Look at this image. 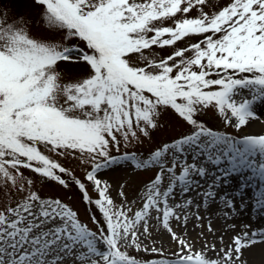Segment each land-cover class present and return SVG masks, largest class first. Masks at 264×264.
Wrapping results in <instances>:
<instances>
[{
	"label": "snow or ice",
	"instance_id": "1",
	"mask_svg": "<svg viewBox=\"0 0 264 264\" xmlns=\"http://www.w3.org/2000/svg\"><path fill=\"white\" fill-rule=\"evenodd\" d=\"M29 2L31 25L0 4V264H141L128 249L159 251L143 245L153 220L178 245L176 258L159 264H248L244 254L264 244V229L235 231L232 225L227 246L221 236L219 249L205 241L194 251L172 222L186 228L193 201L177 202V189H198L208 164L218 174L201 203L221 199L225 219L245 210L246 178L240 205L218 190L230 176L249 172L260 182L254 206L264 209V133L236 138L198 119L211 112L240 130L257 118L255 106L264 102V0H228L222 7L213 0ZM193 10L196 16L189 15ZM36 21L39 35L33 34ZM191 37L200 39L175 47ZM72 40L85 47L69 46ZM153 46L173 51L157 59ZM61 62L81 64L83 74L66 79L57 70ZM165 118L190 131L161 141L146 158L112 154L122 143L151 139L165 128ZM73 160L84 168L83 180L65 163ZM122 161L138 170L157 168L137 197L138 210L129 206L126 185H119L117 204L101 178L102 170ZM35 180L69 190L74 184L104 226L91 230L70 203L42 197ZM207 228L214 233L210 222Z\"/></svg>",
	"mask_w": 264,
	"mask_h": 264
},
{
	"label": "rangeland",
	"instance_id": "2",
	"mask_svg": "<svg viewBox=\"0 0 264 264\" xmlns=\"http://www.w3.org/2000/svg\"><path fill=\"white\" fill-rule=\"evenodd\" d=\"M214 4L218 7H222L228 3V0H213ZM8 12L13 16H24L29 17V24L31 25L35 16V8L29 2V0H0ZM207 10V9H206ZM190 16H196L197 10H193ZM166 25H171L172 21H166ZM40 25L39 21H36V27L33 28V34L39 35L38 32ZM167 38V37H165ZM200 39V37H191L177 42L176 48H183L190 43H195ZM65 43H69L65 41ZM69 46L85 47V45L77 40H72ZM173 47L159 48L153 46L152 53L155 57L161 58L166 57L171 54ZM142 63V62H141ZM62 75L68 79H74L83 74V66L81 64L71 63V62H61L57 69ZM244 96H248L247 92L243 93ZM255 111L257 113V118L252 120L246 127L237 130L231 126L226 127L222 118H218L209 112L206 115H199L198 119L206 122L208 127L214 130H219L224 133L230 134L236 138H242L249 134H260L264 133V102L258 103L255 106ZM190 129L186 124L177 123L174 120H167L165 118V128L159 132H153L151 139H144L141 144H128L125 146L121 144L119 152L115 148L112 150L113 155H121L125 152L128 153H138L142 157H147L148 154L158 147L161 141H172L174 138L180 137L182 134L189 132ZM203 159V158H201ZM189 162H191V157H188ZM67 166L72 167L75 175L81 180L84 179V168L79 166L78 161L65 162ZM122 166H113L110 169L102 170L101 178L108 181L111 186V196L114 198L115 203L120 204L121 198L118 197L117 191L119 185H126L124 191L127 194L128 201L132 202L131 206L134 210H138L141 201L137 199L138 196L143 195L144 185L149 182L157 174V168L153 167L150 170H138L135 169L132 162H121ZM226 163L221 167H226ZM209 169V174L205 178H197L199 183V188H193L188 193H180L177 189V202L183 203L185 199H190L193 204L190 208L186 209L188 214V223L186 228L178 226L175 221L172 222V227L174 231L181 235L182 238L188 239L194 244V251L202 250L205 241L215 243L216 248L221 247L219 237L223 236V245L227 246L234 236L235 231H241L244 225H250L252 230L264 229V209H258L255 207L256 194L260 190V182L258 179L252 178L249 172H244L242 174H236L227 178L220 186L218 190V195L227 194L229 197H235V202L240 205L241 202V183L243 180L248 181L247 191H243L244 204L247 205L246 209L240 212L233 211L225 219V208L223 201L217 199L215 203L208 201L207 204L201 203V198L203 192L207 190L208 185L212 182L213 175L218 174L216 166L207 165ZM179 171V169H177ZM25 175L32 178V174L25 170ZM36 188L39 189L40 195L44 198H60L61 200L70 203V205L79 214L80 220L87 224L88 227L93 231H98L99 227L104 226V221L102 215L95 214L96 208L94 205H88L82 199L80 190L73 184L71 189H64L55 183H46L44 181L35 180ZM87 183V182H86ZM168 183L167 178L165 179V185ZM88 192L93 197L96 198L97 194L93 190L91 184H88ZM0 202H2V197H0ZM199 206V207H198ZM98 211V210H96ZM199 214L203 217L202 220H196V215ZM93 216L100 223L99 225L93 223ZM211 223L214 233L208 231L207 225ZM199 225V226H198ZM232 225H235V231L232 229ZM150 230L152 235L150 238L143 239V245L151 249L155 247L159 251L153 253L151 251H137L135 249H128L129 253L138 259L141 264H159L160 260L164 259H175L173 255L178 251V245L175 241L171 239L167 232L161 231V226L155 222V220L150 222ZM203 233V236H201ZM255 249L251 248L245 252V257L248 260V264H264V255H254ZM260 253V252H259ZM208 256H214V252H208Z\"/></svg>",
	"mask_w": 264,
	"mask_h": 264
},
{
	"label": "bare ground",
	"instance_id": "3",
	"mask_svg": "<svg viewBox=\"0 0 264 264\" xmlns=\"http://www.w3.org/2000/svg\"><path fill=\"white\" fill-rule=\"evenodd\" d=\"M253 249H255L254 251V255H259L261 254L262 256L264 255V244H257L255 247H253ZM260 252V253H259ZM255 255V256H256Z\"/></svg>",
	"mask_w": 264,
	"mask_h": 264
},
{
	"label": "trees",
	"instance_id": "4",
	"mask_svg": "<svg viewBox=\"0 0 264 264\" xmlns=\"http://www.w3.org/2000/svg\"><path fill=\"white\" fill-rule=\"evenodd\" d=\"M94 209H95V212L93 214H94L95 217H97L95 214H99V215L101 214L99 211H96L97 208H94Z\"/></svg>",
	"mask_w": 264,
	"mask_h": 264
}]
</instances>
